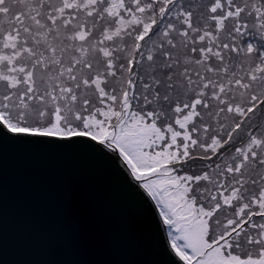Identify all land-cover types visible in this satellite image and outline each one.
<instances>
[{"label": "snow or ice", "instance_id": "obj_1", "mask_svg": "<svg viewBox=\"0 0 264 264\" xmlns=\"http://www.w3.org/2000/svg\"><path fill=\"white\" fill-rule=\"evenodd\" d=\"M5 139L112 166L160 264H264V0H0Z\"/></svg>", "mask_w": 264, "mask_h": 264}, {"label": "water", "instance_id": "obj_2", "mask_svg": "<svg viewBox=\"0 0 264 264\" xmlns=\"http://www.w3.org/2000/svg\"><path fill=\"white\" fill-rule=\"evenodd\" d=\"M116 170L80 148L0 141V264H160Z\"/></svg>", "mask_w": 264, "mask_h": 264}]
</instances>
